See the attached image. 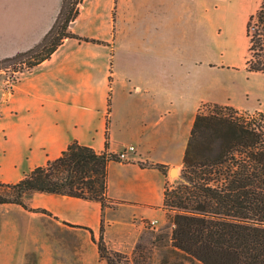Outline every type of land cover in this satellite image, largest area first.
<instances>
[{
	"label": "crops",
	"instance_id": "crops-1",
	"mask_svg": "<svg viewBox=\"0 0 264 264\" xmlns=\"http://www.w3.org/2000/svg\"><path fill=\"white\" fill-rule=\"evenodd\" d=\"M61 3L0 0V58L41 41ZM204 11L201 0H83L69 30L100 42L68 37L11 82L0 71V181L17 182L73 140L115 155L135 147L108 163L112 203L105 208L38 191L25 203L48 213L0 203V264H27L30 257L33 264H97L89 229L98 238L102 223L107 246L128 253L147 222H166L169 171L182 166L201 104L264 111L262 93L243 72L242 44L240 59L231 61L225 43L205 37ZM244 76L245 83L234 82ZM150 163L165 164L167 173ZM59 225L83 242L60 241Z\"/></svg>",
	"mask_w": 264,
	"mask_h": 264
},
{
	"label": "trees",
	"instance_id": "trees-1",
	"mask_svg": "<svg viewBox=\"0 0 264 264\" xmlns=\"http://www.w3.org/2000/svg\"><path fill=\"white\" fill-rule=\"evenodd\" d=\"M82 2L62 0L55 21L41 41L0 58V71L9 65L12 72L29 70L48 59L68 37L100 42L69 30ZM245 32V70L264 73V0L249 15ZM214 107L217 112L223 108L218 104ZM217 112H197L183 155L180 182L165 185L164 209L173 225L171 245L191 264H264V111H254L241 124L219 117ZM208 130L221 134L217 151L212 145L216 134H210L199 146L202 133ZM113 159L117 155L97 152L73 140L58 157L33 168L17 182L0 181V203L48 213L25 203L27 194L38 191L97 200L105 208L112 203L107 196V167ZM149 165L167 173L165 164ZM103 230L102 223L95 238L89 229L100 258L106 264H130L126 253L107 246Z\"/></svg>",
	"mask_w": 264,
	"mask_h": 264
},
{
	"label": "rangeland",
	"instance_id": "rangeland-1",
	"mask_svg": "<svg viewBox=\"0 0 264 264\" xmlns=\"http://www.w3.org/2000/svg\"><path fill=\"white\" fill-rule=\"evenodd\" d=\"M204 3L205 7V24H204V34L206 36H211L216 38L218 41L225 43L226 53L229 59L233 62H237L239 58V51L241 50V45L238 44V40H241L243 48V59L245 60V54L248 47V37L245 32V24L251 13L257 8L260 3V0H201ZM241 14L245 15L244 22V35L239 39L238 35L239 30L235 25V19L238 18ZM211 20V21H209ZM237 35V37H236ZM220 53V52H219ZM6 70L8 72L9 80L15 78V73L12 72L11 65ZM232 71L236 74L237 69L233 68ZM243 72H245L246 77H250L249 82L253 83V88L257 93H262L261 103L264 107V73L260 72H248L245 70V64L243 63ZM257 75V76H253ZM252 76V77H251ZM241 81L238 77H235L234 82L236 84L245 83ZM223 81V80H222ZM245 98V96H243ZM249 101L254 103L255 99L252 96H249ZM242 99V97H241ZM250 102V103H251ZM221 105L223 108L220 111H215L214 105ZM198 112L204 114H212L217 112L219 117H224L231 121H235L239 124L244 123L246 119L254 115L253 110H247L243 108H238L235 105L229 104H219L216 102H205L201 104V107ZM210 134H216L215 140L213 142V148L215 151L218 150L220 144L221 134L220 132H211L208 130L202 133L199 146L207 140ZM175 167V166H174ZM181 168H177L175 173H171L167 180V186H173L180 182L181 179ZM166 211V210H165ZM167 214V212H166ZM173 225L166 219V222L163 225L156 226L151 225L150 222H147L145 228L141 230L137 239L133 243L132 249L126 253L130 258V264H172L174 262H179V264H191L187 259L182 258V255L174 252L171 245V232ZM55 235L59 238L60 241L73 240L77 243L83 242V239L78 234L70 235L66 230H63L62 226L59 225L58 230H54ZM53 236V235H52ZM99 237V236H98ZM118 251V250H117ZM122 252V251H121ZM125 253V252H124ZM100 262L97 264H106V262L100 258ZM33 257L29 258L27 264H33Z\"/></svg>",
	"mask_w": 264,
	"mask_h": 264
},
{
	"label": "bare ground",
	"instance_id": "bare-ground-1",
	"mask_svg": "<svg viewBox=\"0 0 264 264\" xmlns=\"http://www.w3.org/2000/svg\"><path fill=\"white\" fill-rule=\"evenodd\" d=\"M244 22H245V15H243V14H241L238 18L235 19V25H236L237 29L239 30V34H240V35H238V38L242 37V39L244 38L243 37V35H244V32H243L244 31ZM236 37H237V35H236ZM239 44H243V43H239Z\"/></svg>",
	"mask_w": 264,
	"mask_h": 264
},
{
	"label": "built area",
	"instance_id": "built-area-1",
	"mask_svg": "<svg viewBox=\"0 0 264 264\" xmlns=\"http://www.w3.org/2000/svg\"><path fill=\"white\" fill-rule=\"evenodd\" d=\"M13 79H11L10 80V82L12 81ZM134 146L133 145H127V146H125L118 154H117V158L118 159H126V155H127V152L128 151H132V150H134ZM150 224L151 225H154L155 224V221L154 220H152V221H150Z\"/></svg>",
	"mask_w": 264,
	"mask_h": 264
},
{
	"label": "water",
	"instance_id": "water-1",
	"mask_svg": "<svg viewBox=\"0 0 264 264\" xmlns=\"http://www.w3.org/2000/svg\"><path fill=\"white\" fill-rule=\"evenodd\" d=\"M169 172L170 173H175L176 172V168L175 167H171Z\"/></svg>",
	"mask_w": 264,
	"mask_h": 264
}]
</instances>
